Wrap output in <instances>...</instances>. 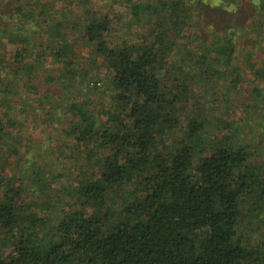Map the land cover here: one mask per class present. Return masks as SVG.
<instances>
[{
	"label": "trees",
	"instance_id": "16d2710c",
	"mask_svg": "<svg viewBox=\"0 0 264 264\" xmlns=\"http://www.w3.org/2000/svg\"><path fill=\"white\" fill-rule=\"evenodd\" d=\"M219 1L221 5L218 0L134 4L133 18L154 24L149 39L143 35L116 42L107 17L87 22L84 41L93 48L91 56L99 55L106 63L102 76L107 78L110 107L98 114L90 108L87 85L82 96L62 102L70 95L68 79L81 85L78 78L90 73L75 60L71 42L63 38L48 55L37 44L40 62L50 59L62 66L54 67L58 83L44 84L29 33L2 24L1 34H21L23 46L7 64L0 55V82L2 67L14 73L8 92L2 82L0 96L9 99L16 77L28 67L40 93L34 99L39 106L47 107L49 115H54L53 103L65 107L70 123L65 147L78 155L79 169L65 193L76 208L59 221L34 214L20 221L29 205L19 176L4 182L0 230L14 243L0 256V264H264V231L259 232L264 230V162L259 160L264 146L242 144L239 124L203 106L189 84L199 77L216 84L227 73L237 79L241 72L232 65L237 54L253 58L258 49L264 51V0ZM244 3L253 6L255 14L240 24L236 15ZM205 12L209 18L199 19ZM28 18L26 24L33 29ZM22 19L17 24H25ZM191 26L193 46H185L183 32ZM202 31L212 38H200L196 32ZM250 33L255 38L250 39ZM21 82L25 91L20 94L26 97L30 84ZM253 94L250 100L255 101L261 91L256 87ZM261 96L260 102L264 92ZM10 115L0 117V140L17 136ZM5 154L0 145V160ZM38 167L31 174H39ZM47 175L51 180L59 174ZM253 218L260 220L257 226Z\"/></svg>",
	"mask_w": 264,
	"mask_h": 264
},
{
	"label": "rangeland",
	"instance_id": "374dc122",
	"mask_svg": "<svg viewBox=\"0 0 264 264\" xmlns=\"http://www.w3.org/2000/svg\"><path fill=\"white\" fill-rule=\"evenodd\" d=\"M142 2H147V0H0V55L3 56L2 58L7 64L15 59L18 49L23 46L21 34L8 37L1 34L2 24H5L8 29H12L11 31L21 26V32L29 33V42L34 43L32 48H34L35 54L38 53L35 56V59L38 57L35 68H43L44 76L37 72L38 76H42L41 82L47 84L49 81L50 84L56 85L58 82L53 79L54 70H56L54 67L61 68L62 66L50 59H43L40 62L42 54L39 52L37 44H42L43 49H47L46 55H48L50 49L59 46L61 40L65 38L67 42H71L72 51L76 54L75 60L90 73L87 72V75L84 74L83 77L78 78L81 85L68 79L70 88L67 89H69L70 95L62 97V102L69 103L75 99V96H82L80 91L84 90L87 85L89 89L86 94L87 98L88 100L92 99L89 103L90 108L98 114L99 109L110 107L105 87L108 84L107 78L105 75L102 76L103 66L106 63L99 55L95 58L91 56L93 48L84 41V27L95 17L103 16L108 18V29L111 30L112 37L116 42L126 39L136 41L143 35L145 39H149L152 36L150 30L154 24L145 19L141 22L137 21L131 14L132 6ZM218 3L220 4L219 0ZM252 7L246 3L242 5L240 14H235L238 23L244 24L251 21V15L255 14ZM26 16H29L27 22L33 24V29L26 24ZM209 16L208 12L201 13L199 19L206 20ZM20 17L23 18L26 25L17 24ZM192 29L193 26L183 32L186 39L182 42L185 46H193L190 41L192 40ZM61 32H63L62 37ZM196 33L200 38L211 35V33L203 31L199 32L200 34ZM249 38L253 39L255 35L250 33ZM250 39L249 41L253 44V40ZM182 49L181 47L178 51L181 53ZM241 54L238 53L232 63V65H237L241 72L237 79L233 74L227 73L216 84H209L208 81L202 80V77H199L196 83H193L192 79L189 84L190 88H193L192 94L197 95L203 106L209 108L212 106L215 113L237 125L239 124L241 128L238 135L242 144L264 146V107H262L264 104H260L264 103V101L260 102V97L264 92V51L258 49L253 58H247ZM34 61L31 63L33 64ZM190 66L192 65H187L188 68ZM9 67L14 68L15 66L10 65ZM10 70L12 71V69ZM7 71L8 69L2 67L1 79L4 84L0 82V91H2V84L7 87V92L10 89L9 83L14 73ZM22 76L16 77L18 78L15 84L16 90L11 92L8 100L0 96V117L6 115L7 112L11 114L10 117H13L15 122H12L13 125L10 128L17 134L15 138L7 137L0 140V145L6 153L0 160V194L7 179H15L19 176L24 200L26 205H29L23 210L19 220L23 221L26 215L34 214L40 220L44 218L48 221L52 217L54 221H59L64 212H71L77 205L71 195L65 194L67 193L66 189L70 191L73 187V179L79 169L77 165L75 166L78 155L72 151V148L68 150L65 147V142L70 140L65 131V128L70 125L69 119L66 120L68 116L64 114L65 107H60L58 103L52 104L53 109L50 112H54V115L47 114V107H40L34 100L40 97V93L37 88L35 89V78L31 79L28 67L23 71ZM21 79L30 84L29 89L26 88V97L31 99L28 102L26 97L20 94L25 91ZM95 82L99 83L98 88L92 87ZM256 87L261 91V95L253 101L250 99L253 98V89ZM15 92L16 95H14ZM55 95L58 96V93ZM5 100H7L6 103ZM56 101L60 102L61 100L57 99ZM190 101L194 100L190 98ZM24 105L25 107L22 109ZM12 150L14 153H11ZM259 160L264 162V156H260ZM35 166H39V174L35 172L31 174ZM50 172L53 176L59 175L50 180L47 175ZM43 173H45L44 176ZM248 218L252 219L250 216ZM253 222L254 226H257L260 220L253 218ZM46 226L47 224L45 228ZM262 231L264 230L259 232ZM258 234L252 235L256 237ZM13 243L11 238L4 237L0 230V256L9 253Z\"/></svg>",
	"mask_w": 264,
	"mask_h": 264
}]
</instances>
